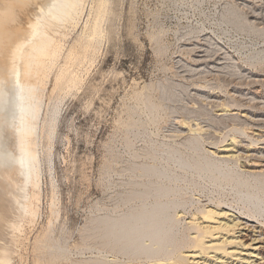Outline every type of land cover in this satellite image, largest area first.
I'll list each match as a JSON object with an SVG mask.
<instances>
[{
    "label": "rangeland",
    "instance_id": "1",
    "mask_svg": "<svg viewBox=\"0 0 264 264\" xmlns=\"http://www.w3.org/2000/svg\"><path fill=\"white\" fill-rule=\"evenodd\" d=\"M90 5L87 0L78 25L66 29L65 47L80 34ZM108 5L94 59L74 68L80 76L78 87L50 95L48 84L43 93L42 112L48 109L53 130L48 133L46 128L37 148L40 190L33 201H37L33 221L22 213V199L30 190L22 185L20 175L13 170L10 183L2 179L0 184V257L9 264H94L89 257L98 254L100 259L115 257L116 263L130 259L102 246L103 238L93 228L96 217L126 207L122 192L137 187L129 181L144 180L139 171L130 173L127 168L149 160L155 147L188 151L189 135L179 136L175 125L180 117L207 127L192 134L198 136L203 153L233 135H246L247 124L237 117H219L220 107L264 118V58L250 60L254 51L264 48V34L238 30L222 19L227 6L248 21L252 11L264 17V0H109ZM200 54L205 58L202 62ZM230 61L238 70L235 74L226 70ZM164 84L175 87L172 100L162 98ZM148 102L156 104L154 111L148 109ZM10 133L9 147L15 150L16 137ZM172 181L183 212L165 243V255H159L168 258L190 248L186 217L197 208L221 203L242 211L243 206L237 202L233 182L191 172ZM259 220L264 221V216ZM50 237L62 238L58 242L65 249H57Z\"/></svg>",
    "mask_w": 264,
    "mask_h": 264
},
{
    "label": "bare ground",
    "instance_id": "2",
    "mask_svg": "<svg viewBox=\"0 0 264 264\" xmlns=\"http://www.w3.org/2000/svg\"><path fill=\"white\" fill-rule=\"evenodd\" d=\"M86 1L0 0V184H3L2 179L6 180V184L10 183L7 179H10V172L13 170L20 175L22 185L30 188L29 193L22 199V213L30 220L36 215L37 201H33L37 200L40 190V159L37 148L46 128L48 133L53 130V119L48 115V109H44L45 113L42 112L43 93L48 84L50 95L67 92L78 85L80 76L74 74V68L94 59L97 43L102 35L101 25L108 12L109 0H90L88 17L83 21L80 34L65 47V31L78 25ZM238 11L227 6L223 10L222 19L238 30H253L256 34H264L262 15L248 11L250 23L258 25L253 26ZM200 56V61H204V56ZM261 58H264V48L254 51L250 56L252 61ZM225 64L227 72L235 74L238 71L235 63L230 61ZM175 90L173 85L164 84L162 98L172 100ZM179 90L183 92V89ZM147 107L154 111L156 104L148 102ZM220 110L219 117H237L241 120L240 123L243 120L248 125H245L247 131H243L244 125H241L242 131L246 133H242L245 137L233 135L218 143L219 145L216 144L217 146L213 143L215 147L209 146L203 153L202 149L199 151L198 136L196 138L192 134L201 133L207 127L204 128L200 122L188 120L185 116L175 119L178 127L176 129L181 131L178 135H189V144L186 146L188 151L155 147L149 153V160L131 164L127 170L130 173L139 171L144 180H128V183L137 187L126 188L122 192L121 201L126 207L115 209L114 212L110 210L112 213H104L94 219L93 228L103 238L102 246L127 255L130 259L116 263L115 257L103 260L97 253V256L89 257L94 264H264V221L259 220L260 216H264V118H255L256 114L249 116L240 109L241 112H233L234 110L225 106L220 107ZM47 116L50 117L49 120ZM10 129L16 137L17 153L9 147V134L12 132ZM192 139L194 140L191 141ZM188 172L192 175L205 173L210 179L233 182L237 202L243 205L239 208L242 211H236L231 208L232 205L227 207L221 203L202 205L186 217V223L191 230L188 236L190 248L180 251L175 258L159 256L164 251L165 243L170 241L177 219L180 216L182 218L183 212L179 210L180 199L175 196L170 182L187 175ZM134 200L136 202H132ZM41 228L44 229V226ZM58 239L62 238L52 237L50 241H54L57 249H65L62 240L60 245ZM136 256L147 259L140 261L131 258ZM0 264L9 263L2 256Z\"/></svg>",
    "mask_w": 264,
    "mask_h": 264
}]
</instances>
